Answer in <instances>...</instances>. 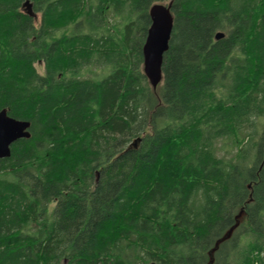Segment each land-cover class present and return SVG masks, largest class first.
<instances>
[{"label":"trees","instance_id":"16d2710c","mask_svg":"<svg viewBox=\"0 0 264 264\" xmlns=\"http://www.w3.org/2000/svg\"><path fill=\"white\" fill-rule=\"evenodd\" d=\"M1 109L0 264H264V0H0Z\"/></svg>","mask_w":264,"mask_h":264},{"label":"water","instance_id":"95a60500","mask_svg":"<svg viewBox=\"0 0 264 264\" xmlns=\"http://www.w3.org/2000/svg\"><path fill=\"white\" fill-rule=\"evenodd\" d=\"M150 25L142 46L143 73L152 87L162 80L161 63L173 27L170 4L154 3L149 8ZM223 37L218 32L216 39ZM29 122L10 117L6 109L0 110V158L8 157L10 144L19 138L29 137Z\"/></svg>","mask_w":264,"mask_h":264},{"label":"rangeland","instance_id":"374dc122","mask_svg":"<svg viewBox=\"0 0 264 264\" xmlns=\"http://www.w3.org/2000/svg\"><path fill=\"white\" fill-rule=\"evenodd\" d=\"M164 4H167L168 2L165 1V2H162ZM24 10H29L27 7H24ZM35 16V24H38L39 22V14H36L34 15ZM113 19V16L112 15H109V21L113 22L114 20ZM37 70L39 71V73H43V66H42V63L39 62V63H36L35 64ZM93 71L91 73H88L86 72L85 73V76H92V73H95V76L96 77H100L99 74H105L106 71H104L101 67H97V68H93L92 69ZM98 75V76H97ZM256 120V118H255ZM263 126H264V116L263 117H259L258 120L256 121L255 123V126L253 127L252 130H255L257 132H260L262 129H263ZM256 137V135H255ZM216 152H217V155L219 156H225V157H228L229 154H226V151H225V147H224V141L223 140H218L217 143H216ZM254 151H249V153H252L253 154ZM229 247V244L225 246V251H227Z\"/></svg>","mask_w":264,"mask_h":264},{"label":"bare ground","instance_id":"6f19581e","mask_svg":"<svg viewBox=\"0 0 264 264\" xmlns=\"http://www.w3.org/2000/svg\"><path fill=\"white\" fill-rule=\"evenodd\" d=\"M143 65V64H142Z\"/></svg>","mask_w":264,"mask_h":264}]
</instances>
